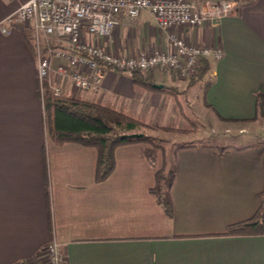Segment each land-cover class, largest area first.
Returning a JSON list of instances; mask_svg holds the SVG:
<instances>
[{
    "label": "crops",
    "instance_id": "0c3cea01",
    "mask_svg": "<svg viewBox=\"0 0 264 264\" xmlns=\"http://www.w3.org/2000/svg\"><path fill=\"white\" fill-rule=\"evenodd\" d=\"M28 1L0 0V264H32L54 241L68 264H264V234L224 235L264 202V111L256 112L264 100V0H190L209 13L224 1L236 4L205 26L169 31L145 11L94 40L129 56L171 51L172 32L219 47L224 57L210 61L207 90L166 70L151 78L176 95L145 91L109 68L95 92L61 83L64 96L206 138L175 153L173 218L150 192L156 170L147 145L119 147L114 172L98 183L96 149L51 139L36 53L26 30L6 23Z\"/></svg>",
    "mask_w": 264,
    "mask_h": 264
},
{
    "label": "built area",
    "instance_id": "2783aa9c",
    "mask_svg": "<svg viewBox=\"0 0 264 264\" xmlns=\"http://www.w3.org/2000/svg\"><path fill=\"white\" fill-rule=\"evenodd\" d=\"M235 4L224 1L209 13L190 0H29L6 23L31 28L39 92L45 101L47 90L64 96L61 83L66 81L76 91H98L105 68L124 74L139 72L144 77L166 70L184 80L193 79L204 60H222L223 49L188 43L176 32L170 34L171 51L137 56L116 55L94 40L111 37L123 18L135 21L145 11L154 16L159 29L169 31L205 26L211 15L226 16ZM54 61L59 63L56 68ZM32 264H68V258L62 245L54 241Z\"/></svg>",
    "mask_w": 264,
    "mask_h": 264
},
{
    "label": "trees",
    "instance_id": "16d2710c",
    "mask_svg": "<svg viewBox=\"0 0 264 264\" xmlns=\"http://www.w3.org/2000/svg\"><path fill=\"white\" fill-rule=\"evenodd\" d=\"M29 46L36 53L35 45L26 34ZM211 70L209 60H204L194 81H201L204 90L209 89L213 81L208 74ZM128 75L134 84L145 91L165 92L176 95L172 89L155 88L151 76L144 77L139 72H131ZM40 94V92H39ZM45 111L47 116V127L49 136L58 144L75 143L84 147L94 148L97 151V163L95 169V180L100 183L108 179L114 172L116 166V150L119 147L145 144L147 149L145 155L150 166L156 170L155 185L151 188V194L156 198L168 217L173 218L175 214L174 203L171 192L174 186L177 166L168 157L164 140L157 136L144 133L145 130H158L155 127L137 117L118 111L112 107L98 103L82 100L78 97L56 96L47 90L45 96ZM264 100H257V114H263ZM169 129V128H168ZM171 131H178L170 128ZM186 146L174 149L177 151ZM226 150V149H224ZM162 154V164H159V154ZM264 234V202L256 214L249 220L231 225L224 235L245 236Z\"/></svg>",
    "mask_w": 264,
    "mask_h": 264
},
{
    "label": "rangeland",
    "instance_id": "374dc122",
    "mask_svg": "<svg viewBox=\"0 0 264 264\" xmlns=\"http://www.w3.org/2000/svg\"><path fill=\"white\" fill-rule=\"evenodd\" d=\"M25 30H26V34L28 35V37H30L32 39V37H31V28H26L25 27L24 31ZM32 43H33V39H32ZM43 48H45L44 45H43ZM196 109H195V112L198 113V111H200V110L199 109L196 110ZM137 118H139V117H137ZM45 119H47L46 115H45ZM139 119H141V118H139ZM198 121L199 122H201V121L199 119L196 122L197 128H200L201 125H200V123H198ZM45 122H46V128H47V120H45ZM165 129H166L167 132H165V130L161 131L160 129H158V130H145L143 132L144 133H148V134L153 135V136H157L160 139H163L166 153H167L168 157H170L173 161H174L173 157H174V149L175 148H177L179 146H184V145H200V144H203V143L206 142V138H204V136H201L199 134H195L194 133L193 135H189V133H187L188 136H185V132H182L181 130L171 131L170 128L169 129L165 128ZM200 129H202V128H200ZM161 157H162V154L160 153L159 154V164H160V166L162 164L161 163L162 162V158Z\"/></svg>",
    "mask_w": 264,
    "mask_h": 264
},
{
    "label": "water",
    "instance_id": "95a60500",
    "mask_svg": "<svg viewBox=\"0 0 264 264\" xmlns=\"http://www.w3.org/2000/svg\"><path fill=\"white\" fill-rule=\"evenodd\" d=\"M155 88H159V89H163L164 86L163 85H154Z\"/></svg>",
    "mask_w": 264,
    "mask_h": 264
}]
</instances>
